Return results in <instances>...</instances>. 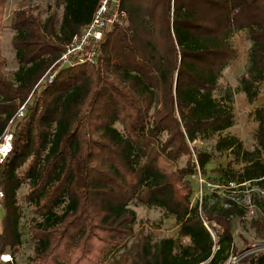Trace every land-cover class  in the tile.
Masks as SVG:
<instances>
[{
    "label": "trees",
    "instance_id": "16d2710c",
    "mask_svg": "<svg viewBox=\"0 0 264 264\" xmlns=\"http://www.w3.org/2000/svg\"><path fill=\"white\" fill-rule=\"evenodd\" d=\"M57 1L61 17L53 10L43 18L51 6L43 10L38 4L12 11L14 82L4 75L6 60L0 57V142L11 134V149L0 157V264H16L18 190L25 183V200L35 214L30 264H89L94 240L108 243L96 262L102 264L110 249L134 233L137 216L129 205L147 178L144 134L167 131L159 151L178 149L204 169L211 153L192 143L234 121L228 104L233 90L219 79L240 57L231 41L235 33L247 43L240 90L253 102L264 83V0H122L125 24L104 36L96 64L63 67L54 64L99 0ZM5 2L0 0V31ZM216 91L223 92L221 102ZM21 106L24 115L17 117ZM254 115L253 150L234 135H219L215 144L243 164L241 171H229L228 182L242 194L249 190L251 207L241 195L223 196L209 207L207 199L219 197L217 192L191 205L189 194L170 183L163 206L187 243L141 238L127 264H226L237 253L235 226L253 211L254 194L264 195V104ZM251 226L264 237L261 218H252ZM5 254L11 259L3 260ZM237 264H264V252Z\"/></svg>",
    "mask_w": 264,
    "mask_h": 264
},
{
    "label": "rangeland",
    "instance_id": "374dc122",
    "mask_svg": "<svg viewBox=\"0 0 264 264\" xmlns=\"http://www.w3.org/2000/svg\"><path fill=\"white\" fill-rule=\"evenodd\" d=\"M28 4L41 5L43 10L47 6H51L48 12H42L43 18L48 16L53 10L56 11L58 17H61L62 14V5L57 0H6L3 11V26L0 31V57L6 60L3 68L4 75L13 82L17 64L11 44L14 32L10 27V15L14 9ZM120 24H125V20H122ZM243 36V33H235L233 35L231 41L233 46L239 50L240 57L223 71V75L219 79L222 87L230 86L233 90L232 101L228 102L234 112L233 125L209 139H199L192 143L198 149L211 153V159L204 169H199L198 166L193 167L192 163L187 161V156L178 149H169L166 153L159 151L158 145L168 134L167 131L158 132L154 136L143 135L141 160L147 178L143 181L136 203L129 205L137 216L133 225L134 233L121 246L110 249L106 254V260L102 264H127L130 262V256H132L141 238L147 237L150 239L151 244H156L163 238H173L178 244L187 243V239L179 235L178 222L165 211L163 206V201L171 193L170 183H174L182 193L189 194V203L191 205L195 202L204 201L203 198L205 196L209 197L212 192H217L219 197H209L210 199H207L209 207L215 206L217 201L222 200V197L226 195H241L246 199L249 191H243L244 193L242 194L241 191L234 189V181L228 182L231 180L229 171L239 172L243 164L236 162L235 156L231 151H217L215 149L219 135H234L238 137L243 147L247 150H253L256 146L258 123L255 119L254 111L258 106L264 104V83H261L258 96L253 102H249L245 94L240 90L238 77L246 69L245 51L247 43L242 41ZM222 97V91L214 92V98L217 101L221 102ZM157 128L156 126L155 130ZM262 157L264 158V154ZM200 179L203 181L201 182ZM205 182H209L213 186H207ZM217 184L221 186L218 187ZM29 190V183L23 184L18 190V200L22 209L19 222L21 244L14 251L16 264H30L34 256V243L30 238L29 225L35 214L31 205L25 200V194ZM253 197L255 199V205L252 207L253 211L248 212L235 226L234 241L237 253L243 252L252 244L264 241V237L260 238L251 226L252 218H261L264 221V195L254 194ZM92 244L89 264H96L101 257L102 251L106 250L105 245L108 243L94 240ZM248 256L249 254L242 255L240 261H243ZM9 258L11 259L9 254L2 256L3 260H8ZM121 260L125 262H120Z\"/></svg>",
    "mask_w": 264,
    "mask_h": 264
},
{
    "label": "built area",
    "instance_id": "2783aa9c",
    "mask_svg": "<svg viewBox=\"0 0 264 264\" xmlns=\"http://www.w3.org/2000/svg\"><path fill=\"white\" fill-rule=\"evenodd\" d=\"M125 18L126 11L122 8V0H99L89 22L65 45L54 66L63 67L79 64H96L101 52V43L104 36ZM52 77L53 75L49 78L52 79ZM23 115L24 106H21L18 110L17 117ZM10 149L11 134H7L3 141L0 142V157H4ZM200 181L202 182L203 180L200 179ZM205 184L207 186H213L209 182H205ZM248 191L246 190V192ZM260 191L264 193V190ZM1 195L0 192V197ZM245 203L251 207L249 195L246 196ZM204 224L210 231L212 237L215 238V234L208 227L207 222L204 221ZM261 251L264 252V241L258 244H252L243 252L231 255L226 264H237L242 255H250Z\"/></svg>",
    "mask_w": 264,
    "mask_h": 264
}]
</instances>
